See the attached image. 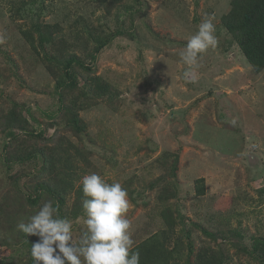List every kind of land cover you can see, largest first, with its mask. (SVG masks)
Masks as SVG:
<instances>
[{"label": "rangeland", "instance_id": "obj_1", "mask_svg": "<svg viewBox=\"0 0 264 264\" xmlns=\"http://www.w3.org/2000/svg\"><path fill=\"white\" fill-rule=\"evenodd\" d=\"M230 1L0 0V262L23 264L17 224L55 190L78 240L77 191L96 173L128 191L132 248L169 230L190 235L192 259L264 264V70L221 24ZM209 15L218 45L186 80L180 53ZM9 113L23 120L13 141ZM50 150L67 166H44Z\"/></svg>", "mask_w": 264, "mask_h": 264}, {"label": "clouds", "instance_id": "obj_2", "mask_svg": "<svg viewBox=\"0 0 264 264\" xmlns=\"http://www.w3.org/2000/svg\"><path fill=\"white\" fill-rule=\"evenodd\" d=\"M214 19L206 16L180 53L188 66L183 73L186 80L194 79L192 69L199 67L202 54L218 45ZM80 183L86 230L74 240L72 224L59 216L58 203L48 199L27 223L17 224L26 236L38 237L31 256L38 264H140V253L132 248L131 221L126 218L131 206L127 189L96 173L83 176Z\"/></svg>", "mask_w": 264, "mask_h": 264}, {"label": "trees", "instance_id": "obj_3", "mask_svg": "<svg viewBox=\"0 0 264 264\" xmlns=\"http://www.w3.org/2000/svg\"><path fill=\"white\" fill-rule=\"evenodd\" d=\"M221 24L224 29L232 35L236 44L239 47L240 52L246 59L249 66L255 73H260L264 70V0H231L228 12L221 17ZM23 37L27 43H33L32 36L28 31H21ZM73 65H78V59L76 56L70 57L65 63L66 78L75 83V74L71 70ZM57 85H70L69 83H62L58 81ZM100 88H108L106 84L97 83ZM105 90V89H101ZM9 123L5 125L6 138L9 141L16 140V130H22V119L15 117L13 114H8ZM58 148V149H57ZM54 150L59 152V147ZM54 150L49 152H39V156L44 160V166L48 169L55 167L57 164L67 166L69 159H60ZM61 155V154H60ZM18 161H22V158H17ZM10 163H13L11 161ZM203 180L200 179L196 182V193L198 195L203 194ZM50 192V189L48 190ZM58 198V204L61 207L65 206L66 193H59L60 191H54ZM79 194L80 189L77 191ZM52 195H56L52 192ZM173 231H160L152 234L139 244L133 247V251H139L140 264H214V261L205 254H197L192 259L193 246L190 243V235L187 234L185 238L188 240L187 244H184L183 238L174 236ZM22 246L25 249V260L23 264H38L36 260L31 256V245L38 240L36 236H22ZM185 245V247H184ZM187 253H185V250ZM0 264H14L3 263ZM216 264V263H215ZM219 264V263H218Z\"/></svg>", "mask_w": 264, "mask_h": 264}]
</instances>
